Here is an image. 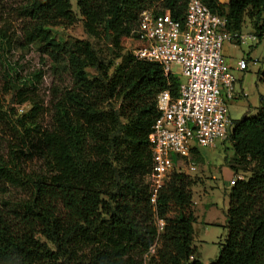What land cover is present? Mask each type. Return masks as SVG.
Wrapping results in <instances>:
<instances>
[{
  "label": "trees",
  "instance_id": "1",
  "mask_svg": "<svg viewBox=\"0 0 264 264\" xmlns=\"http://www.w3.org/2000/svg\"><path fill=\"white\" fill-rule=\"evenodd\" d=\"M19 1L28 46L68 73L70 86L53 102L48 126L39 123L40 105L17 114L0 99V125L20 142L8 145L7 157L0 144V264H205L194 244L193 187L199 179L174 170L155 205L147 181L157 96L169 91L178 97L182 78L123 53L122 45L125 38L136 40L144 10H169L184 23L188 0H77L88 38L72 41L52 31L76 23L71 0ZM202 1L227 16L230 32L243 33L248 19L264 37V0ZM100 39L108 54L96 45ZM6 72L18 103H26V91L41 73L17 86L16 70ZM225 141L234 152L225 161L237 178L228 234L211 264H264V95L256 114L232 120ZM192 153L200 155L199 148ZM34 157L46 169L29 171ZM240 167L250 176L240 178ZM13 190L25 196L17 198Z\"/></svg>",
  "mask_w": 264,
  "mask_h": 264
},
{
  "label": "built area",
  "instance_id": "2",
  "mask_svg": "<svg viewBox=\"0 0 264 264\" xmlns=\"http://www.w3.org/2000/svg\"><path fill=\"white\" fill-rule=\"evenodd\" d=\"M136 34L134 56L159 63L167 76L177 74L174 67L178 66L183 78L178 97L169 91L157 96L160 115L149 135L153 166L147 177L155 205L179 165L197 169L192 150L227 139L232 123L228 104L237 96L234 70L245 72L248 60H237L234 69L224 47L254 41L258 35L230 32L227 16L213 12L202 0H188L184 23L169 10H144ZM158 226L162 230L164 221L158 220Z\"/></svg>",
  "mask_w": 264,
  "mask_h": 264
},
{
  "label": "rangeland",
  "instance_id": "3",
  "mask_svg": "<svg viewBox=\"0 0 264 264\" xmlns=\"http://www.w3.org/2000/svg\"><path fill=\"white\" fill-rule=\"evenodd\" d=\"M228 1L220 0L221 3ZM71 2L78 17L76 23L69 27H52V31L60 40L87 39L77 0H71ZM19 4V0H7L0 4V99L4 109L14 108L12 113L17 114L26 113L35 103L40 105L39 123L42 126H48L51 121L53 102L66 86H70V76L65 71L59 73L52 59L40 52L37 47L28 46L27 23L19 14ZM245 23L243 33L254 34L255 30L248 19ZM1 40H6V43L2 45ZM96 45L103 54H108L107 44L102 39L96 40ZM122 45L123 53L133 55L138 42L132 38H125ZM224 54L235 63L241 58L248 60V69L245 72H238L240 78L236 85L237 96L228 104L232 120L256 114L260 105V96L264 95V79L262 78L264 75V37L262 39L257 37L256 40H249L247 43L231 44L229 49L224 50ZM9 68L15 69L18 73L15 81L17 86H21L25 79H32L35 73H41L40 80L33 78L35 88L26 91L25 95L29 100L24 104L18 103L16 92L9 82L6 72ZM174 72L181 76L178 66L174 67ZM11 142L20 144L10 127L1 124L0 144L6 157L9 155L10 147L8 145ZM199 152L200 155H192V162L195 163L196 170H191L189 166L183 164L179 165L176 170L189 174L200 181L193 187L192 209L197 217L194 244L199 248L203 263L211 264L219 258L228 234L226 214L230 204L232 185L229 182L230 167L225 161V157L232 158L234 152L231 143L222 140H218L214 147H199ZM43 161L37 157L28 160V170L42 171L46 169ZM238 176L248 177L250 172L240 167ZM12 192L17 198L25 196V192L21 190Z\"/></svg>",
  "mask_w": 264,
  "mask_h": 264
},
{
  "label": "crops",
  "instance_id": "4",
  "mask_svg": "<svg viewBox=\"0 0 264 264\" xmlns=\"http://www.w3.org/2000/svg\"><path fill=\"white\" fill-rule=\"evenodd\" d=\"M226 3H228V2H226ZM231 46V44H227V45H225V49L227 48V49H229V47ZM224 49V50H225ZM225 55V54H224ZM226 59H227V61H228V63L235 69V67H236V63L235 62H233V61H230L229 59H228V57L226 56ZM234 72H235V74H236V76H237V79H239L240 78V76L238 75V71H236V70H234ZM229 182H231V180L232 179H234V178H237V176L235 175V173L232 171V169L230 168V171H229ZM226 176H227V173H226ZM241 178V177H240Z\"/></svg>",
  "mask_w": 264,
  "mask_h": 264
}]
</instances>
